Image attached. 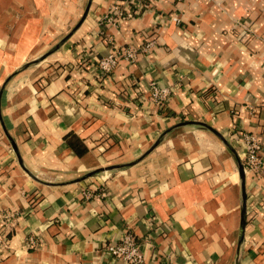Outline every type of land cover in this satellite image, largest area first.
<instances>
[{"label": "crops", "instance_id": "1", "mask_svg": "<svg viewBox=\"0 0 264 264\" xmlns=\"http://www.w3.org/2000/svg\"><path fill=\"white\" fill-rule=\"evenodd\" d=\"M112 2L0 0V89L68 35L0 94L2 122L25 165L41 179L65 181L129 161L164 129L201 120L240 157L234 128L256 135L264 170V0H146L137 16L118 23L106 16ZM124 45L138 49L135 60L121 59L104 79L97 58ZM153 81L176 86L165 108L138 97ZM245 178L239 264H264V173ZM86 188L94 191L89 199ZM239 222L235 160L204 129H172L129 167L44 184L23 169L0 119V229L8 238L0 264H126L104 244L127 230L147 264H233ZM31 234L35 248L27 246Z\"/></svg>", "mask_w": 264, "mask_h": 264}, {"label": "built area", "instance_id": "2", "mask_svg": "<svg viewBox=\"0 0 264 264\" xmlns=\"http://www.w3.org/2000/svg\"><path fill=\"white\" fill-rule=\"evenodd\" d=\"M146 0H114L109 6L107 18L113 23H118L123 20L137 16L140 8L145 5ZM182 1V0H175ZM170 21L178 23L180 17L177 14L170 16ZM154 40L147 41L142 47V51H147L153 46ZM138 49L132 45H124L121 47H113L111 50L97 58L96 63L99 74L105 79L109 73L115 68L121 59L127 61H134L137 56ZM176 86H159L154 81L150 83L145 96L139 94L138 96L142 102L149 103L159 108H165L168 100L175 92ZM235 139L242 145L243 154L241 156L242 162L245 166L246 173L251 172L256 176H261L264 173L262 167L261 157V143L258 137L253 133L247 132L243 129L234 128ZM85 199H89L94 195V191L86 188L81 191ZM1 219L6 225L11 222V212H4L1 214ZM4 229H0V249L8 246V238ZM40 244L39 238L31 234L27 237V246L35 248ZM105 250L117 259L124 261L126 264H147L146 258L135 234L129 230L117 240L109 241L104 244Z\"/></svg>", "mask_w": 264, "mask_h": 264}, {"label": "water", "instance_id": "3", "mask_svg": "<svg viewBox=\"0 0 264 264\" xmlns=\"http://www.w3.org/2000/svg\"><path fill=\"white\" fill-rule=\"evenodd\" d=\"M89 3H90V1H89ZM88 8L89 7H87L86 10L84 11L82 18L77 23L78 25L80 24V22L83 20L84 16L86 15ZM67 36L68 35H65L57 43H55L52 47L48 48L43 53L39 54L38 56L30 59L29 61H27L25 63H23L18 68H16L14 71H12V73H10L6 77V79L4 80V82L1 86V89H0V94L3 91L4 87L7 85V83L16 74H18L19 72H21L27 68H30V67L35 66L36 64L40 63L44 58H46L47 55H49L50 53L55 51L65 41ZM0 119H1V123L4 127L5 133L9 139L12 147H13L15 154H16V157H17L19 163L22 165L23 169L27 172V174L30 177H32L36 181L44 183V184L77 183L79 181H82L84 179H87V178L94 176V175H97V174L108 173V172L113 171V170H118V169H123V168L129 167V166L133 165L134 163H136L137 161H139L149 151H151L156 145H158L169 134V132L174 128L190 125V126H194V127L204 129V130L212 133L215 137H217V139H219V141H221V143L232 154V156L235 160L236 166H237L238 174H239V179H240V222H239V233H238V237H237V244H236V250H235V256H234L233 264H239L240 263L242 251H243L244 231H245V224H246V185H245L246 170H245V166L242 162V159H241L237 149L235 148V146L231 143V141L228 139V137L223 132H221L220 130H218L217 128L212 126L211 124H209L205 121H201V120H183V121H180V122L175 123L166 129H164L152 141V143L149 145V147L147 149H145L141 154H139L138 156H136L135 158H133L129 161H121V162H115V163L107 164V165H104V166H101V167H98L95 169L85 171L84 173H81L80 175L73 177L71 179L54 183V182L49 181V180L41 179L40 177H38L35 173H33L25 165L13 137L9 134V132L7 131V129L5 128V126L2 122L1 112H0Z\"/></svg>", "mask_w": 264, "mask_h": 264}]
</instances>
